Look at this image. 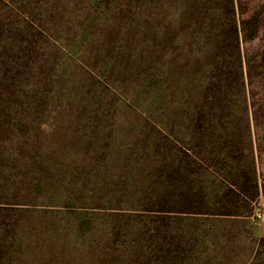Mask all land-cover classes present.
I'll list each match as a JSON object with an SVG mask.
<instances>
[{"label":"rangeland","instance_id":"rangeland-1","mask_svg":"<svg viewBox=\"0 0 264 264\" xmlns=\"http://www.w3.org/2000/svg\"><path fill=\"white\" fill-rule=\"evenodd\" d=\"M224 2L0 0V264H264V0H233L251 143L229 174L165 74L164 35Z\"/></svg>","mask_w":264,"mask_h":264},{"label":"trees","instance_id":"trees-1","mask_svg":"<svg viewBox=\"0 0 264 264\" xmlns=\"http://www.w3.org/2000/svg\"><path fill=\"white\" fill-rule=\"evenodd\" d=\"M220 8L225 16L207 21L215 30L171 32L164 35L163 43L165 74L173 86L175 103L178 100L180 124L186 123L189 141L197 146L227 144L216 157L217 163L227 161V171L223 170L229 174L233 156L230 146L239 137L245 146L241 155L247 158L251 137L241 52L245 32L235 19L233 0H225ZM253 192L256 196V183ZM89 200L88 204L101 209Z\"/></svg>","mask_w":264,"mask_h":264}]
</instances>
